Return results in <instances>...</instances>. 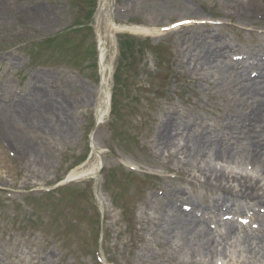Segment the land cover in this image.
<instances>
[{
	"label": "rangeland",
	"instance_id": "rangeland-1",
	"mask_svg": "<svg viewBox=\"0 0 264 264\" xmlns=\"http://www.w3.org/2000/svg\"><path fill=\"white\" fill-rule=\"evenodd\" d=\"M99 8L111 27L103 46ZM198 35L247 64L264 52V0H0V264H209L165 246L156 226L160 192L177 186L214 236L223 230L203 213L219 193L199 171L207 160L193 163L179 140L173 158L152 143L171 109L212 130L234 113L237 82L220 67L192 70ZM50 102L66 114L42 112ZM42 118L53 131L28 124ZM234 162L228 170H250ZM83 167L96 175L61 184ZM241 209L222 211L238 236L264 242V211ZM239 244L215 264H264Z\"/></svg>",
	"mask_w": 264,
	"mask_h": 264
},
{
	"label": "bare ground",
	"instance_id": "bare-ground-1",
	"mask_svg": "<svg viewBox=\"0 0 264 264\" xmlns=\"http://www.w3.org/2000/svg\"><path fill=\"white\" fill-rule=\"evenodd\" d=\"M253 1L259 2L260 0ZM236 6L244 7L242 4ZM107 20L104 11L99 8L96 14L95 29L101 46L107 41L108 31L111 28L106 24ZM192 38L195 50V53L191 54L195 59L193 61L191 58V62H194L193 71L199 74L198 71L204 68L220 67L222 75L226 76L227 80L237 82L235 83L237 89H232L236 101L233 107L234 113L231 117H224L220 127L217 126L212 130L208 126L196 125L198 117L193 121L190 119L184 121L183 115L171 109L160 117L157 125L158 131L154 134L152 143L156 150L161 153L167 151V157L173 158L174 150L172 149L177 148L175 140H179L184 142L179 149L193 163L199 165V161L207 160L205 166H198L199 171L205 183L213 186L219 193L204 208L203 213L207 212L208 222L215 219L214 221L223 227V230L219 235L217 234L218 236H214L212 231L215 230V225L206 224L199 212L201 209L197 210L195 206L194 198L184 188L177 186L166 187V191L160 192L167 201L163 209L161 207L156 226L158 230L161 229L162 243L165 246L177 250L176 246L179 247L178 244H181L194 256L203 254V256L210 257L209 264L211 260L215 264L214 256L237 242L251 257L261 259L264 258V242L261 237L250 236L248 233L238 236L236 223L225 216L226 212L224 213L222 208L224 206L225 210L230 207L232 209L235 207V210L242 208L241 211L250 208L255 214L264 211V52L250 54L247 64L245 62L233 63L225 59L228 51L234 48L229 47L231 44L225 42L223 46L225 51L221 52L206 43L205 39H201L199 35ZM102 58L103 56L101 60ZM249 69L255 72L249 74ZM199 78L205 79V76L199 75ZM101 92L102 97L106 95L103 85ZM48 105L49 107H45L42 112L51 111L53 113V109L62 112L63 115L67 112L65 104L56 106L50 102ZM59 120L63 125L67 123V117L59 118ZM47 122L48 119L42 118L40 122L31 121L28 124H38L47 131H53V126ZM63 125L60 131L66 133ZM10 136L14 137L13 133ZM28 147L30 148V144ZM238 157L247 161L250 170L247 168L240 172L235 171L234 168L228 170V167L235 163L234 159ZM96 172L97 169L92 171L90 168L83 167L70 171L68 177L79 179L89 174L95 176ZM247 200L251 201L250 207ZM209 213L212 216H209ZM221 215H223L222 218H220ZM256 215L264 221V215Z\"/></svg>",
	"mask_w": 264,
	"mask_h": 264
}]
</instances>
